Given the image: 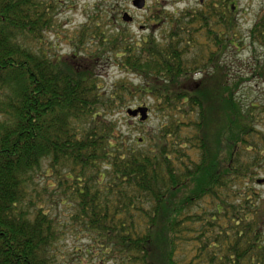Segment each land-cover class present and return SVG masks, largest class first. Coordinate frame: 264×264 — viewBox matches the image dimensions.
<instances>
[{
  "label": "trees",
  "instance_id": "1",
  "mask_svg": "<svg viewBox=\"0 0 264 264\" xmlns=\"http://www.w3.org/2000/svg\"><path fill=\"white\" fill-rule=\"evenodd\" d=\"M57 1L0 0V264H264V103L237 98L222 62L264 46V14L243 36L236 3L209 0L140 42L95 23L64 57L44 47ZM104 57L141 83L103 88ZM146 95L159 123L132 138L113 116ZM54 189L63 223L39 202ZM66 227L87 242L59 254Z\"/></svg>",
  "mask_w": 264,
  "mask_h": 264
},
{
  "label": "rangeland",
  "instance_id": "2",
  "mask_svg": "<svg viewBox=\"0 0 264 264\" xmlns=\"http://www.w3.org/2000/svg\"><path fill=\"white\" fill-rule=\"evenodd\" d=\"M57 1V0H55ZM129 0H59L55 5L53 22L55 24L54 31H47L44 34L45 48L47 45L51 46L52 52L54 51L58 55L64 57L70 55L75 49V40L77 41L79 32L86 25V33L89 32L90 26L97 23L102 29L109 33H118L119 30H124L130 38V42H140L142 36H147L150 33L154 38H160L162 31L168 29L167 23H158L152 25L153 22L148 13V9L151 14L156 10L155 21H161V17L164 16L169 20L174 16V11H181L190 8H199L198 0H180L174 2L170 6L163 9L164 13H161L162 8L148 7L143 11H136L127 4ZM152 0H149L151 5ZM209 1V0H208ZM211 1V0H210ZM236 5V18L243 36L248 34V31L252 27L253 23L257 19L258 15L264 14V0H235ZM118 7V8H117ZM125 9L127 13L133 17L131 23H126L121 18V10ZM162 11V12H163ZM99 13L96 18L89 20L90 16L94 13ZM175 12V14L177 13ZM115 16V17H113ZM160 16V17H159ZM114 18V19H113ZM113 19V20H112ZM112 20V23L110 22ZM163 21V20H162ZM152 23V24H149ZM152 25V29L148 30V26ZM141 26H143L141 28ZM87 37V36H86ZM86 49L92 48L93 45L88 39H84V42L80 44ZM240 47V46H239ZM111 59L104 57L97 61V73L100 79V85L109 87L118 80L127 78L132 80L134 84L141 83V78L136 77L133 74H126L123 69L116 66L111 62ZM92 62V61H90ZM99 62V63H98ZM222 62L225 64L231 82H240L239 89L236 93L239 98L245 104L251 103H264V79L260 76V69H264V46H260L257 43H251L248 38L244 39L243 45L237 51L227 50L223 56ZM150 97H135L131 100L132 105L126 107L124 111L115 113L114 118L117 119V124L120 126L122 132L125 135H130L132 138H138L142 136L143 130L151 129L157 126L159 118L149 111L148 119L139 123L137 118L128 117L125 113L127 108H134L138 106L139 102L145 101L146 105L151 101ZM257 130L264 138V112L260 114L259 121L256 124ZM46 166L43 165L41 172L34 177L35 186L41 188L48 186L52 177H46ZM264 179V157L262 159V167L258 170V173L253 179V187L260 192L264 198V182H257V180ZM54 188V186H51ZM60 191L54 189V191H46L39 200L40 203L48 209L52 215H55L57 220L63 223L68 220V215L72 212L73 207L61 204V198L63 196L58 195ZM74 228H64V238L58 243L59 254L66 252H72L74 246H80L87 242L86 238L82 236H76Z\"/></svg>",
  "mask_w": 264,
  "mask_h": 264
},
{
  "label": "flooded vegetation",
  "instance_id": "3",
  "mask_svg": "<svg viewBox=\"0 0 264 264\" xmlns=\"http://www.w3.org/2000/svg\"><path fill=\"white\" fill-rule=\"evenodd\" d=\"M180 0H152L150 1L151 2V5H149V0H129L127 2L128 5H130V7L132 6V8L136 11H143L145 10L146 8L148 7H159V8H162V11L163 9H165L166 7L170 6L171 4H174V2H179ZM213 5L215 6V0H211ZM228 3H235V0H227ZM206 3H208V0H198V4L201 6H204ZM118 8V7H117ZM119 9L121 10V18L123 19V14L125 12H127L125 9H122V7ZM161 13H164V11ZM148 13L150 14V17H148V19H151L153 24L152 23H149V24H152V25H157L158 23H167L168 22V19L164 16L161 17V21H158V22H154L155 21V17L154 15H156V10L154 11L153 14H151V11L148 9ZM160 17V16H159ZM124 20V19H123ZM163 20V21H162ZM133 21V17L131 16V19L129 21H126L127 23H131ZM152 25L148 26V30H151L152 29ZM143 26H141L142 28Z\"/></svg>",
  "mask_w": 264,
  "mask_h": 264
},
{
  "label": "water",
  "instance_id": "4",
  "mask_svg": "<svg viewBox=\"0 0 264 264\" xmlns=\"http://www.w3.org/2000/svg\"><path fill=\"white\" fill-rule=\"evenodd\" d=\"M123 19L125 21H129L131 19V17L129 16L128 13H124L123 14ZM147 107L146 106H138V107H135V108H128L126 110L127 114L132 116V117H136L138 116L139 120L140 121H144L147 119L148 117V111H147ZM264 179H261L259 180V182L263 181Z\"/></svg>",
  "mask_w": 264,
  "mask_h": 264
}]
</instances>
